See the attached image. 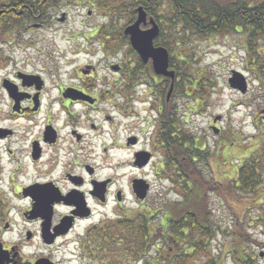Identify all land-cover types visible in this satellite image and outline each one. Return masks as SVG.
I'll return each mask as SVG.
<instances>
[{"label":"flooded vegetation","instance_id":"af4514ba","mask_svg":"<svg viewBox=\"0 0 264 264\" xmlns=\"http://www.w3.org/2000/svg\"><path fill=\"white\" fill-rule=\"evenodd\" d=\"M42 24L36 23L39 27ZM148 27L146 23L142 28ZM122 30L120 27L92 30L102 48L112 55L118 52L123 36L120 50L126 48V60L122 65H110L119 73L111 79L91 76L92 66L86 65V71L80 69L75 80L57 83L55 91L47 76L22 68L0 80V98L8 110L6 119L27 120L19 128L13 127L12 122L0 125V264H72V261L84 264L83 258L88 259L85 264H182L173 257L179 256L178 252H167L165 232L147 251L124 252L127 257L136 255L137 262L131 258L121 262L107 260L101 255L104 251L101 239L108 236L106 227L128 211L135 213L151 205L140 206L145 200L140 201L133 188V181L143 178L142 175L129 176L126 192L120 184L115 185L119 173L101 174L103 167L95 161L96 156L106 155L115 147H133L129 167L143 170L154 156L159 155L154 173L161 178L168 137L171 142L174 139L180 141L183 131L179 128L182 115L176 105L181 101L182 90L177 67L174 64L169 67L175 72L173 78L155 73L151 60L143 63L131 52L127 45L129 37ZM175 38L159 32L153 45L165 47L162 42L167 40L178 45ZM262 68L264 72V64ZM262 77L259 76L258 81L263 82ZM140 89L144 95L140 99L147 98L148 111L155 116L150 148L137 147L140 137L136 133L122 134L120 131L124 118L111 125L114 118L110 113L104 114L100 107L108 100L114 109H120L119 104L128 103ZM119 97L125 101H111ZM57 113L64 114L60 115L63 121L59 125L53 122ZM122 115L130 116L129 111ZM97 116L99 123L93 120ZM168 121L172 128L169 132ZM146 155L147 164L139 166L136 160L141 162ZM130 201H138L139 208L129 209ZM39 247L65 250L70 257L61 261L50 251L34 253ZM252 259L250 264H253Z\"/></svg>","mask_w":264,"mask_h":264},{"label":"rangeland","instance_id":"374dc122","mask_svg":"<svg viewBox=\"0 0 264 264\" xmlns=\"http://www.w3.org/2000/svg\"><path fill=\"white\" fill-rule=\"evenodd\" d=\"M125 2L121 8L117 3L114 12L102 10L98 4L93 7L88 1L69 3L52 12L48 18L41 21L35 19L38 21L36 23H43L40 27L35 22L26 21L24 28H28L25 30L13 28L0 31V80L6 75L12 76L16 70L40 72L47 76L49 85L55 91L57 83L75 80V76L80 75V69L86 71V65L92 66L89 73L91 76L100 79L118 76L119 73L112 70L110 65H122V61L126 60V48L120 50L119 46L116 55L107 54L92 30L123 27L130 15L128 0ZM89 10L90 15L87 14ZM63 12L65 19L59 21L57 18ZM177 36L179 48L182 49L183 40L180 35ZM247 43L242 31L193 37L189 41L190 47L195 51L192 66L202 72V78L200 84L196 85L182 82L181 101L176 104L182 115L184 128L200 138L204 144L203 150L208 154L207 162L201 168L216 189L209 188L206 204H209L211 216L220 230L207 254L209 259L215 258L217 264H239L233 250L234 239L242 242V254L239 256L253 258V264H264V255L258 256L259 252H264V83L258 81L263 74L258 65H262L264 48L261 51V45L258 44L260 48L252 51L248 49ZM257 53L260 54V59ZM233 71L247 80L245 93L229 86L227 80ZM141 92L142 89L139 94H133L128 103L119 104L120 109H114L108 100L102 102L100 107L104 109V114L110 113L114 118L111 125L124 118L119 130L122 134L130 131L136 133L140 137L137 147H149L152 146V121L155 116L148 111L147 98L140 99L144 96ZM119 98L111 101H125L124 98ZM128 111L130 116L123 117L122 114ZM7 113V104L0 98V125L12 122L15 124L13 127L19 128L27 122L24 118L9 121L6 119ZM60 115L64 114H55L53 120L57 125L63 121ZM93 120L100 122L99 116ZM213 127L219 130L215 131ZM133 149L115 147L106 155L96 156L95 161L103 167L101 174L119 173L115 178V185L120 184L126 192L129 176L142 175L148 180L150 188L147 198L140 206L150 203L153 207L163 200H177L179 197L176 191L167 187L163 176L160 178L154 173L159 155L154 156L145 169H132L129 167V160ZM247 158L259 162V185L254 193L233 192L236 170L240 162ZM137 203L138 201H130L127 206L129 209H137ZM48 251L61 261L70 257L65 250L55 248L39 247L34 253ZM119 255L126 256L125 253ZM87 260L83 258L81 262L85 264ZM198 262L190 264H201L202 261ZM72 264L77 262L72 261Z\"/></svg>","mask_w":264,"mask_h":264},{"label":"trees","instance_id":"16d2710c","mask_svg":"<svg viewBox=\"0 0 264 264\" xmlns=\"http://www.w3.org/2000/svg\"><path fill=\"white\" fill-rule=\"evenodd\" d=\"M78 1H88L93 7L98 4L102 10L111 12L116 10L117 3L120 8L126 4L125 0H0V31L13 28L25 30L26 21H36L35 17L41 21L66 4ZM127 5L130 9L127 23L134 20L136 8L141 5L147 15L159 24L160 33L176 37L179 46L171 44L169 40L162 42V45L171 53L170 65L177 67V74L185 84H200L202 78V72L192 66L195 51L189 41L193 37L242 31L247 38L248 49L258 50V44L261 51L264 48V0H128ZM170 27L172 30H169ZM177 35L183 40L182 49L179 48ZM122 43L121 35L120 47ZM257 56L261 58L259 53ZM261 59L263 65L264 59ZM262 65L258 67L263 72ZM261 75L264 83V72ZM179 128L183 130L182 138L171 142L168 137L166 157L161 166L167 187H172L179 198L163 200L156 206L135 213L128 211L120 220L106 227L105 234L108 236L101 239V244H104L103 258L120 262L130 259L119 253L147 251L165 232L168 236L167 252H178L179 256L173 257L182 264L198 261H202L201 264H217L207 254L220 230L211 216L209 204H206L212 182L206 178L201 165L207 162L208 154L203 150L204 144L200 138L188 132L180 121ZM169 129H172L170 122L168 132ZM258 165V161L250 158L240 162L232 185L233 192L249 194L256 191L259 185ZM233 244L238 263L250 264L249 256H239L242 254V242L234 239ZM137 259L136 255L131 258L133 262Z\"/></svg>","mask_w":264,"mask_h":264},{"label":"water","instance_id":"95a60500","mask_svg":"<svg viewBox=\"0 0 264 264\" xmlns=\"http://www.w3.org/2000/svg\"><path fill=\"white\" fill-rule=\"evenodd\" d=\"M63 19L64 17L62 15L59 20ZM141 24H146V12L143 7L139 6L137 8V17L135 21L127 25L124 29V34L129 36L131 47L139 54L143 62H147L151 59L155 73L168 75L173 78L174 72L167 69L169 60L167 50L164 47H155L153 45V40L159 33L158 25L152 19H150L151 26L147 29H142L140 27ZM232 73V77L229 79L230 85L240 89L242 92L245 91L246 86L243 76L238 72L233 71ZM170 92L171 88L168 95ZM138 155L139 153L136 155V158ZM143 157L145 158L141 162L136 160V163L139 166L144 165L148 160L147 155ZM148 187V184L142 179H136L133 181L134 191L140 199H143L146 196ZM262 255V252H260V256Z\"/></svg>","mask_w":264,"mask_h":264}]
</instances>
